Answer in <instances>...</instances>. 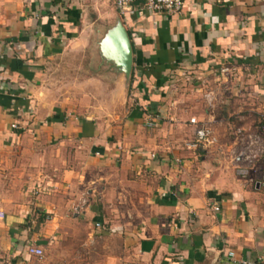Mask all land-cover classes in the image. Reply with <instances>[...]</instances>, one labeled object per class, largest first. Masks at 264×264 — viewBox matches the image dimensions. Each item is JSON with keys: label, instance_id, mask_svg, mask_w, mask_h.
Here are the masks:
<instances>
[{"label": "crops", "instance_id": "obj_1", "mask_svg": "<svg viewBox=\"0 0 264 264\" xmlns=\"http://www.w3.org/2000/svg\"><path fill=\"white\" fill-rule=\"evenodd\" d=\"M184 1L0 0V264L264 255V0ZM120 23L128 78L103 66Z\"/></svg>", "mask_w": 264, "mask_h": 264}, {"label": "built area", "instance_id": "obj_2", "mask_svg": "<svg viewBox=\"0 0 264 264\" xmlns=\"http://www.w3.org/2000/svg\"><path fill=\"white\" fill-rule=\"evenodd\" d=\"M116 4L117 10L122 16H125L127 13H130L133 5L135 4H141L143 7V11L139 14L142 15L143 12L150 13L152 15L156 14H179L184 5V0H113ZM192 125H198V122L196 119H192L191 121ZM152 125V124H150ZM149 125V126H150ZM13 129H19V125L15 124L13 125ZM263 131V140H264V124L262 126ZM196 143L194 144V147H198L199 145H212L216 143V139L213 136V133L211 130L207 128H200L197 129L196 134ZM260 139H256V143H259ZM260 151H252L248 149L247 152L242 153L240 156L250 164L254 162V160L258 157ZM239 173L242 175H246L248 173L247 169H240ZM263 180H264V174H263ZM216 211H219V208H216ZM30 253L33 255H36L40 258L44 256V252L39 249L30 248ZM236 255L235 253L231 252L229 253V258L235 259ZM239 264H264V255L256 260H250V259H242L239 261Z\"/></svg>", "mask_w": 264, "mask_h": 264}, {"label": "water", "instance_id": "obj_3", "mask_svg": "<svg viewBox=\"0 0 264 264\" xmlns=\"http://www.w3.org/2000/svg\"><path fill=\"white\" fill-rule=\"evenodd\" d=\"M102 53L112 68L128 78L133 69V46L125 27L120 23L103 43Z\"/></svg>", "mask_w": 264, "mask_h": 264}, {"label": "rangeland", "instance_id": "obj_4", "mask_svg": "<svg viewBox=\"0 0 264 264\" xmlns=\"http://www.w3.org/2000/svg\"><path fill=\"white\" fill-rule=\"evenodd\" d=\"M103 66L105 67V76H109L106 72H109L110 70L109 69L107 70L106 68H109V67L111 68L112 65L108 63L105 58H103Z\"/></svg>", "mask_w": 264, "mask_h": 264}]
</instances>
